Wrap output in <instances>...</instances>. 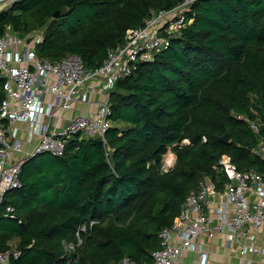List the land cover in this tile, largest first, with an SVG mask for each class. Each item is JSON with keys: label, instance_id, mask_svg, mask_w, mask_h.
<instances>
[{"label": "trees", "instance_id": "16d2710c", "mask_svg": "<svg viewBox=\"0 0 264 264\" xmlns=\"http://www.w3.org/2000/svg\"><path fill=\"white\" fill-rule=\"evenodd\" d=\"M182 1L19 0L0 12V38L7 27L19 37L39 30L41 60L77 55L94 70L128 29ZM108 103L104 143L69 139L61 156L20 168V188L5 200L14 215L0 219V252L20 253L9 264H149L159 233L202 178L223 191L227 180L213 169L222 155L239 171L261 170L256 138L238 117H264V0L195 1L169 47L118 81ZM168 152L175 161L164 172ZM91 221L67 263L63 244Z\"/></svg>", "mask_w": 264, "mask_h": 264}, {"label": "built area", "instance_id": "2783aa9c", "mask_svg": "<svg viewBox=\"0 0 264 264\" xmlns=\"http://www.w3.org/2000/svg\"><path fill=\"white\" fill-rule=\"evenodd\" d=\"M17 1L0 0V12ZM195 1L183 0L170 11L152 13L142 27L128 29L125 41L108 51L94 70H87L77 55L56 62L41 60L36 47L42 35L32 32L19 37L6 28L0 38V219L14 215L5 196L20 188V168L27 160L45 154L61 156L69 139L98 137L105 142L112 126L110 91L132 74L138 61L151 60L154 53L169 47ZM87 106L95 108L81 109ZM238 118L256 138L251 153L264 163V117ZM172 161H167L168 166ZM213 169L227 180L223 191L208 188L202 178L186 195L172 225L159 233L160 247L151 253L149 264H185L187 254L193 255L189 264H209L206 242L218 237L237 264H264V165L259 171L242 172L230 156L222 155ZM93 225L91 221L79 226L76 240L63 244L67 263L77 259L82 235ZM19 256L16 250L0 252V264ZM118 264L136 263L124 257Z\"/></svg>", "mask_w": 264, "mask_h": 264}, {"label": "crops", "instance_id": "0c3cea01", "mask_svg": "<svg viewBox=\"0 0 264 264\" xmlns=\"http://www.w3.org/2000/svg\"><path fill=\"white\" fill-rule=\"evenodd\" d=\"M88 108V110L93 111L94 106L81 107L82 110ZM212 207V206H210ZM212 210V209H211ZM206 247L210 252V262L209 264H237V260L233 255H229L222 245V240L218 237L215 240L207 241ZM193 258L192 254H187L183 261L185 264H189V261Z\"/></svg>", "mask_w": 264, "mask_h": 264}, {"label": "rangeland", "instance_id": "374dc122", "mask_svg": "<svg viewBox=\"0 0 264 264\" xmlns=\"http://www.w3.org/2000/svg\"><path fill=\"white\" fill-rule=\"evenodd\" d=\"M33 33H35L36 35H38V36H40V35H42V32H40L39 30H36V31H33ZM96 97H98V95H96ZM99 98V97H98ZM76 108H78V107H76ZM40 156H42V155H40ZM169 156L171 157V159H173V161H174V156L173 155H171L169 152L163 157V161H162V165H163V171H165L169 166H171L172 164H173V161H172V164H170L169 166H168V158H169ZM39 157V156H38ZM168 161V162H167ZM9 194V193H8ZM8 194H7V196H6V200L8 199ZM11 245H12V249L13 248H15V241H12L11 242Z\"/></svg>", "mask_w": 264, "mask_h": 264}, {"label": "water", "instance_id": "95a60500", "mask_svg": "<svg viewBox=\"0 0 264 264\" xmlns=\"http://www.w3.org/2000/svg\"><path fill=\"white\" fill-rule=\"evenodd\" d=\"M54 17L56 18V17H57V14H55ZM140 63H141V61H138V62H137V64H140ZM263 109H264V108H263ZM220 141H221L222 143L226 144V143L228 142V138H227V136L221 137V138H220ZM36 157H38V156H36ZM36 157H33V158L29 159V160H32V159H34V158H36ZM29 160H27L25 163H27ZM25 163H24V164H25ZM170 169H171V168H170ZM204 182H205V184H206V186H207L208 188H213V184L211 183V181H210L209 178H204Z\"/></svg>", "mask_w": 264, "mask_h": 264}, {"label": "bare ground", "instance_id": "6f19581e", "mask_svg": "<svg viewBox=\"0 0 264 264\" xmlns=\"http://www.w3.org/2000/svg\"><path fill=\"white\" fill-rule=\"evenodd\" d=\"M170 160H171V157L169 156L168 161L170 162Z\"/></svg>", "mask_w": 264, "mask_h": 264}]
</instances>
